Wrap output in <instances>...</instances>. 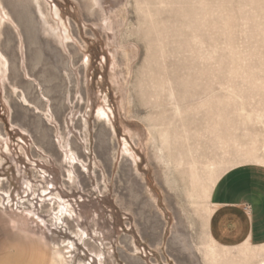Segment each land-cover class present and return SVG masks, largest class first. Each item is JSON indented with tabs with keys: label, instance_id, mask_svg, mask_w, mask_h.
Returning <instances> with one entry per match:
<instances>
[{
	"label": "rangeland",
	"instance_id": "374dc122",
	"mask_svg": "<svg viewBox=\"0 0 264 264\" xmlns=\"http://www.w3.org/2000/svg\"><path fill=\"white\" fill-rule=\"evenodd\" d=\"M0 16V264H264L208 231L219 177L264 165V0Z\"/></svg>",
	"mask_w": 264,
	"mask_h": 264
},
{
	"label": "crops",
	"instance_id": "0c3cea01",
	"mask_svg": "<svg viewBox=\"0 0 264 264\" xmlns=\"http://www.w3.org/2000/svg\"><path fill=\"white\" fill-rule=\"evenodd\" d=\"M208 231L221 245L264 244V165L222 174L209 197Z\"/></svg>",
	"mask_w": 264,
	"mask_h": 264
},
{
	"label": "bare ground",
	"instance_id": "6f19581e",
	"mask_svg": "<svg viewBox=\"0 0 264 264\" xmlns=\"http://www.w3.org/2000/svg\"><path fill=\"white\" fill-rule=\"evenodd\" d=\"M23 11H25V10H23ZM25 12H27V11H25ZM26 20L29 21L31 24L33 23L32 17L30 14H27ZM1 23H2V16H0V25H1ZM1 63L4 64L3 62H1ZM97 114H98V116H106L105 111L102 109H99L97 111ZM5 148L7 149L6 145H5ZM212 262H213V264H243L242 262H236L235 260H233L232 258H230L228 256H225V257H216L215 256L214 258H212Z\"/></svg>",
	"mask_w": 264,
	"mask_h": 264
}]
</instances>
